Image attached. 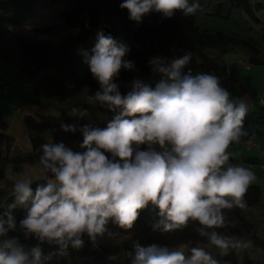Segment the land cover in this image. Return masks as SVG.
<instances>
[{"label": "clouds", "instance_id": "1", "mask_svg": "<svg viewBox=\"0 0 264 264\" xmlns=\"http://www.w3.org/2000/svg\"><path fill=\"white\" fill-rule=\"evenodd\" d=\"M119 7L128 11L130 20L141 23L153 11L164 18H172L177 11L191 17L200 3L122 0ZM129 51L126 44L98 31L91 51L82 52L100 85L86 101L117 114L104 128H79L82 151L64 143H45L34 174L17 173L9 196L12 202H0L4 209L0 212V264H47L69 247L83 248L85 236L95 246L105 236L118 235L109 229L110 222L130 230L149 205L158 209L160 217L154 230L169 233L192 224L193 231L221 254L251 246V241L220 231L235 227L227 211L247 207L244 197L256 180L248 167L231 162L235 153L229 151L247 135L248 104L233 98L217 76L194 74L187 53L170 61L151 57V72L159 76L155 86L135 78L122 94L115 80L121 70L136 67L125 59ZM60 127L77 131L74 124ZM34 182L39 183L33 190ZM17 207L27 212L19 229L25 240L34 238L35 245L8 235L17 231L13 215ZM44 243L57 246L58 252L45 256ZM133 248L131 264H219L208 248L199 245L144 247L134 242Z\"/></svg>", "mask_w": 264, "mask_h": 264}, {"label": "trees", "instance_id": "2", "mask_svg": "<svg viewBox=\"0 0 264 264\" xmlns=\"http://www.w3.org/2000/svg\"><path fill=\"white\" fill-rule=\"evenodd\" d=\"M121 2L0 0V45L2 35L10 29L32 23L35 18L49 19L31 28L35 36L13 34L21 61L12 74L22 72L38 77L21 104L11 107L0 103V181L9 168L17 171L24 165L35 164L41 154V145L45 143H64L67 147L72 143L74 151H82L79 145L83 142V135L79 128L85 125L104 128L117 114L99 103L86 101V97L94 95L100 85L84 63L82 52L91 51L98 31L126 44L130 51L125 59L135 63L134 71L121 70L115 80L122 94L129 90L125 83L135 78L155 86L159 76H153L151 72V57L162 56L170 61L187 53L191 56L188 67L194 74L206 72L217 76L233 98H241L248 104L244 121L247 135L239 143L264 144V104L257 100V89L252 85L251 77L240 71L239 62L225 59L226 54L240 53L247 66L264 65V0H199L200 9L191 17L177 11L172 18H164L153 11L145 15L141 23L129 19L128 11L119 7ZM64 30L76 31L66 45H57L45 37ZM2 57L9 59L5 54ZM43 58L49 60V67H44ZM25 105L32 106V111L22 117L29 150L21 149L15 136L7 132V114L21 110ZM61 123L74 124L77 131L65 132ZM145 148L142 146V150ZM105 154L111 158L110 153ZM237 159L234 157L231 162L236 163ZM241 160L248 164L259 163L258 157L250 155L241 156ZM37 183L32 184L33 190ZM10 192L0 187V202L7 200L11 203ZM244 199L246 208L227 211L229 219L236 221L235 227L220 230L251 241V246L240 252L230 250L222 255L193 231L192 224L169 233L154 230L153 225L160 217L158 209L149 205L141 211L132 229L125 231L110 222L108 227L118 233L117 236H105L95 246L85 236L83 248L69 247L66 254L53 255L47 264H131L129 253L134 252V242L144 247L152 244L168 247L199 245L213 252L219 264H264V233L258 231V224L264 219L260 187L252 184ZM2 211L4 209H0ZM26 214L23 207L13 210L17 231L8 235L32 246L37 241L34 238L25 240L19 229V222ZM41 248L45 256L58 252L57 246L47 243ZM111 256L116 259H110Z\"/></svg>", "mask_w": 264, "mask_h": 264}, {"label": "rangeland", "instance_id": "3", "mask_svg": "<svg viewBox=\"0 0 264 264\" xmlns=\"http://www.w3.org/2000/svg\"><path fill=\"white\" fill-rule=\"evenodd\" d=\"M40 1V0H37ZM48 1V0H41ZM49 19L44 18H35L33 22L35 24L29 23L27 25H20L9 31L5 32L2 35V44L0 45V103H3L8 106H15L22 103L25 95L29 94L34 82L37 80L38 75L30 76L20 72L19 74H12L9 72V69L17 70L18 65L21 61L20 54L15 46L13 34L14 33H23L30 36H35V34L31 31V28L34 25H41L48 21ZM75 30H64L54 34H50L48 37L52 39L57 45H66L68 38L73 36ZM69 42V41H68ZM2 54H5L9 59L5 60L2 57ZM225 59L235 60L239 62L240 71L251 77L252 85L257 89V100H264V65H246L244 62V57L240 53H229L225 55ZM44 67H49V60L43 58ZM131 82L125 83V88L130 89ZM3 86L7 87V92H9V100L5 99L3 94ZM32 106L25 105L21 108V110H13L9 114H7L6 119L8 121V129L7 132L11 133L15 136L17 145L23 150H29V142L26 137L25 129L22 123V117L25 113L31 112ZM252 143H255L252 141ZM74 145L71 143L70 148H74ZM229 151L235 153V157H237V164H241L245 167H248L251 171L255 173L256 180L253 184L258 185L261 190V200L264 202V144L255 143V146L238 143L230 146ZM250 155L253 157H258V164H248L244 163L241 160V156ZM36 164V163H35ZM34 164H27L21 167L19 170L14 171L12 169H7L5 178L0 181V187H5L8 190H11L12 183L14 178H16L17 173L21 171L29 172L34 174ZM254 212V211H253ZM259 234L264 233V219H262L258 224ZM187 247H192L188 246ZM219 251V250H218ZM220 252V251H219ZM213 256L214 253L212 252ZM224 255V254H222Z\"/></svg>", "mask_w": 264, "mask_h": 264}, {"label": "built area", "instance_id": "4", "mask_svg": "<svg viewBox=\"0 0 264 264\" xmlns=\"http://www.w3.org/2000/svg\"><path fill=\"white\" fill-rule=\"evenodd\" d=\"M9 72L10 73L14 72V69H9ZM3 91L7 92V87L6 86H3ZM259 103L264 104V100H259ZM247 143L249 145H251V146H255V143H252V141H248Z\"/></svg>", "mask_w": 264, "mask_h": 264}, {"label": "crops", "instance_id": "5", "mask_svg": "<svg viewBox=\"0 0 264 264\" xmlns=\"http://www.w3.org/2000/svg\"><path fill=\"white\" fill-rule=\"evenodd\" d=\"M5 60H8V59H5ZM3 94H4L6 100L10 99L9 92L8 93H4V91H3Z\"/></svg>", "mask_w": 264, "mask_h": 264}]
</instances>
